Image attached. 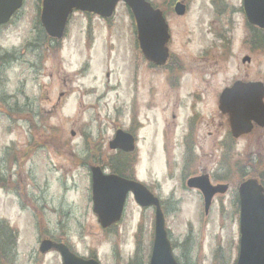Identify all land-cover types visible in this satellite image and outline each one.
<instances>
[{
  "label": "rangeland",
  "instance_id": "1",
  "mask_svg": "<svg viewBox=\"0 0 264 264\" xmlns=\"http://www.w3.org/2000/svg\"><path fill=\"white\" fill-rule=\"evenodd\" d=\"M39 1L24 0L0 28V58L9 55L7 61L0 59V221L16 233L15 264H61L57 254H38L46 238L62 241L83 257L96 256L102 264H126L135 251L148 263L153 211L140 209L129 197L115 236L102 231L92 212L88 166L114 164L116 153L108 144L116 130L137 136L127 175L156 190L178 261L235 264L237 189L258 170L245 165L236 172L233 165L264 158V129L235 143L214 129L223 123L217 99L224 88L237 80L264 83V50L252 52L246 43L250 28L240 12L242 1L182 0L187 12L180 17L173 11L177 0H146L163 11L169 52L184 62L186 75L171 93L158 69L136 49L134 23L124 5L108 21L74 14L55 50L57 45L36 32ZM204 53L212 54L213 65L200 74L198 58ZM244 56L251 57L249 64H241ZM177 101L173 121L170 110ZM205 119L214 126L206 128ZM164 133L170 139L168 153ZM203 174L212 184L231 180L207 215L201 194L185 182Z\"/></svg>",
  "mask_w": 264,
  "mask_h": 264
},
{
  "label": "water",
  "instance_id": "2",
  "mask_svg": "<svg viewBox=\"0 0 264 264\" xmlns=\"http://www.w3.org/2000/svg\"><path fill=\"white\" fill-rule=\"evenodd\" d=\"M23 0H0V24H5L21 8ZM119 2L125 3L134 16L138 41L144 57L156 65L165 62L168 41V28L160 11L154 10L144 0H43L41 24L47 35L61 39L64 35L68 16L74 11L96 14L109 18ZM250 24L264 29V0H244L243 5ZM185 7L177 4L175 13L184 15ZM249 61L248 58L243 62ZM264 91L260 85L236 83L220 96L219 109L231 114L233 135L242 130L250 131L251 121L264 126ZM110 150L132 152L134 138L117 131ZM188 187L202 192L205 211L216 193H224L226 187H212L207 177L191 179ZM132 193L135 202L141 207H155L154 242L150 264H177L165 231V221L159 201L140 184L125 181L116 176H103L99 168L92 169L93 212L98 216L103 228L120 220L125 199ZM240 200V244L236 264H264V196L263 191L253 181H248L239 189ZM55 249L61 256L62 264H99L94 260L85 261L71 254L62 245L43 242L41 252Z\"/></svg>",
  "mask_w": 264,
  "mask_h": 264
},
{
  "label": "flooded vegetation",
  "instance_id": "3",
  "mask_svg": "<svg viewBox=\"0 0 264 264\" xmlns=\"http://www.w3.org/2000/svg\"><path fill=\"white\" fill-rule=\"evenodd\" d=\"M242 1V0H241ZM187 6V5H186ZM240 12H243L240 10ZM254 29L250 28L249 29V36H248V40H246V43L249 47V49L252 52H258L262 47H264V32L262 33L261 31L256 30L253 31ZM253 45V46H252ZM169 47V45H168ZM212 54L210 53H204L202 54L199 58H198V67H197V72L200 74H206L207 71L211 70L210 67H212L213 62H212ZM184 65L183 60L180 57H176L175 55H172L171 52H169V56L168 59L166 61L165 66L160 67V68H156L158 69V71L161 73V75L163 76L164 79V84L166 85V87H168L167 90H165L167 93H171V92H176L178 91L180 88L179 84L180 82H182L181 80H183V78L186 75V72L183 73V68L182 66ZM186 71V70H185ZM182 73L184 74L181 78ZM181 85V84H180ZM205 91H207V89H204ZM178 109V101H177V105L174 104L172 109L170 110V118L175 121L177 119V115L175 113V111ZM195 112V109H194ZM223 119V123L219 126H214L213 121L209 122L208 119H205V127L207 128L209 124H211L212 126H214V129H216L217 133H219V130L222 129L223 130V134L224 137L226 138L227 142H232L235 143L237 141H239L238 139H233L230 136V131H229V127H228V123L226 122V120L224 119V117H221ZM195 119V115L194 113L191 114V116L189 117V123L191 124V121H193ZM188 122V121H186ZM168 129V124L166 123V130ZM263 129H259L257 127L254 126L251 134L257 132V131H261ZM191 131L188 130V134L184 137V140L182 142H184L185 144H187L188 142V136L190 134ZM212 133H209V136H211ZM243 138V137H242ZM241 139V138H240ZM170 149V139L168 137H166V133H164L163 136V150L165 151V153L169 151ZM187 147H184V153H186ZM172 159L168 158L167 160V167L170 168L172 167ZM107 173L111 174L112 172L109 170H105ZM127 171H129L128 169H126V173L125 175H121L120 177L124 178L125 180H136L137 178L135 176L133 177H129L127 175ZM207 175V174H206ZM209 179L211 180V177L209 176ZM215 184H223V185H227L228 190L230 188V184L231 180H227V183H225L226 181H223V179L221 180H216ZM149 190L155 194H156V190L152 189L149 187ZM124 216V215H123ZM123 219V218H122ZM113 228H116V226H113ZM175 246V245H174ZM176 247V246H175ZM95 258V257H94ZM176 261L177 264H181L180 261H178L177 257H176ZM144 264V263H141Z\"/></svg>",
  "mask_w": 264,
  "mask_h": 264
},
{
  "label": "trees",
  "instance_id": "4",
  "mask_svg": "<svg viewBox=\"0 0 264 264\" xmlns=\"http://www.w3.org/2000/svg\"><path fill=\"white\" fill-rule=\"evenodd\" d=\"M37 24L39 22L37 21ZM39 32L41 30L39 29ZM121 170V169H119ZM13 231L9 229V227L0 222V261H7L11 262L12 261V252H13V245H14V235ZM9 237L11 238L8 242L5 241V238Z\"/></svg>",
  "mask_w": 264,
  "mask_h": 264
}]
</instances>
